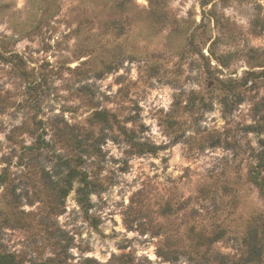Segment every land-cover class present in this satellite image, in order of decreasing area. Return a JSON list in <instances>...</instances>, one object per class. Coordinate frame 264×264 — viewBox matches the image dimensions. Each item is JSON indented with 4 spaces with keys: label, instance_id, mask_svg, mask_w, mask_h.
<instances>
[{
    "label": "rangeland",
    "instance_id": "obj_1",
    "mask_svg": "<svg viewBox=\"0 0 264 264\" xmlns=\"http://www.w3.org/2000/svg\"><path fill=\"white\" fill-rule=\"evenodd\" d=\"M263 150L264 0H0V264H252Z\"/></svg>",
    "mask_w": 264,
    "mask_h": 264
},
{
    "label": "trees",
    "instance_id": "obj_2",
    "mask_svg": "<svg viewBox=\"0 0 264 264\" xmlns=\"http://www.w3.org/2000/svg\"><path fill=\"white\" fill-rule=\"evenodd\" d=\"M261 159L259 161V164H258V168H261L262 172H264V150L263 152L261 153ZM255 173V172H254ZM261 174V171L260 172H257L254 176L255 180H254V183H256L258 186H260L262 189H264V179H260L258 175ZM250 246V245H249ZM248 248V246H247ZM251 250H250V253H251V256L253 258V260H248L247 262L249 263H252V264H256L258 261H262V257H263V251L264 249L260 246H258V244L254 243L252 246H250Z\"/></svg>",
    "mask_w": 264,
    "mask_h": 264
}]
</instances>
